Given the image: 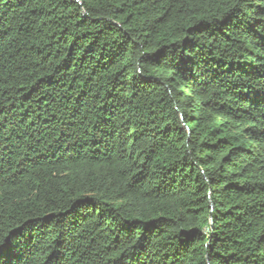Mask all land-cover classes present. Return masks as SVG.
Returning <instances> with one entry per match:
<instances>
[{
    "label": "trees",
    "instance_id": "trees-1",
    "mask_svg": "<svg viewBox=\"0 0 264 264\" xmlns=\"http://www.w3.org/2000/svg\"><path fill=\"white\" fill-rule=\"evenodd\" d=\"M76 1L0 0V264H264V0Z\"/></svg>",
    "mask_w": 264,
    "mask_h": 264
},
{
    "label": "water",
    "instance_id": "water-1",
    "mask_svg": "<svg viewBox=\"0 0 264 264\" xmlns=\"http://www.w3.org/2000/svg\"><path fill=\"white\" fill-rule=\"evenodd\" d=\"M72 1L77 2L76 0H72Z\"/></svg>",
    "mask_w": 264,
    "mask_h": 264
},
{
    "label": "bare ground",
    "instance_id": "bare-ground-1",
    "mask_svg": "<svg viewBox=\"0 0 264 264\" xmlns=\"http://www.w3.org/2000/svg\"><path fill=\"white\" fill-rule=\"evenodd\" d=\"M252 33V32H251Z\"/></svg>",
    "mask_w": 264,
    "mask_h": 264
}]
</instances>
